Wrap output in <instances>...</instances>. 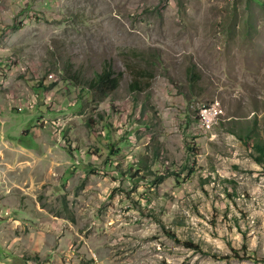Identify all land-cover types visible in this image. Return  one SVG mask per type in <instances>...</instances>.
Wrapping results in <instances>:
<instances>
[{"label": "rangeland", "instance_id": "374dc122", "mask_svg": "<svg viewBox=\"0 0 264 264\" xmlns=\"http://www.w3.org/2000/svg\"><path fill=\"white\" fill-rule=\"evenodd\" d=\"M262 2L0 0V264H264Z\"/></svg>", "mask_w": 264, "mask_h": 264}, {"label": "trees", "instance_id": "16d2710c", "mask_svg": "<svg viewBox=\"0 0 264 264\" xmlns=\"http://www.w3.org/2000/svg\"><path fill=\"white\" fill-rule=\"evenodd\" d=\"M253 1L259 6L263 5L262 0H253ZM150 59L151 61H149L148 65H146L144 68L133 69L136 75L135 83L132 84V86L135 87L134 90L142 91L144 89V88H137L138 87L137 85L141 83V79L139 78V76L144 77L147 83L151 79H153L154 77L153 67H155V65L157 64V57L154 55V57ZM186 73H187V82L189 83V87L193 88L194 84L195 83L197 84V81L199 80V76L196 72L195 67L194 66L187 67ZM122 76H123V73L121 72L115 73L112 66L109 63L108 64L105 63L102 69L99 72H97L91 80H89L88 90L93 92L97 100H102L119 87ZM240 139L244 143L248 142L246 136H241ZM111 147L112 145L109 146V150ZM250 149H253L254 153L256 154V157H255L256 163L258 165L263 166L264 165V143L255 142L252 148ZM186 244L191 248H198L196 245H193L192 243H186ZM234 252H236L235 253L236 256H239L238 255L239 253L237 250H235Z\"/></svg>", "mask_w": 264, "mask_h": 264}]
</instances>
